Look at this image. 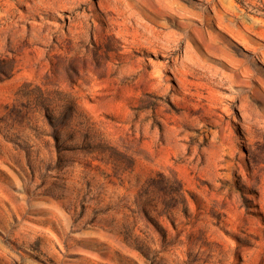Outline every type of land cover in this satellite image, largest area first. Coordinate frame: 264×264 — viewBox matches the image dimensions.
Segmentation results:
<instances>
[{
  "label": "rangeland",
  "instance_id": "obj_1",
  "mask_svg": "<svg viewBox=\"0 0 264 264\" xmlns=\"http://www.w3.org/2000/svg\"><path fill=\"white\" fill-rule=\"evenodd\" d=\"M0 264H264V0H0Z\"/></svg>",
  "mask_w": 264,
  "mask_h": 264
},
{
  "label": "bare ground",
  "instance_id": "obj_2",
  "mask_svg": "<svg viewBox=\"0 0 264 264\" xmlns=\"http://www.w3.org/2000/svg\"><path fill=\"white\" fill-rule=\"evenodd\" d=\"M204 5H206V4H204ZM163 11H164V10H160V11H157V13L162 14ZM164 25H165V23L163 22V23H162V26H164ZM200 40H201V41H202V42H203V43L209 48L205 36H202V37L200 38ZM210 51H211V50H210ZM241 82H242V83H245V82H246V79H241ZM256 94H257V92H256Z\"/></svg>",
  "mask_w": 264,
  "mask_h": 264
}]
</instances>
